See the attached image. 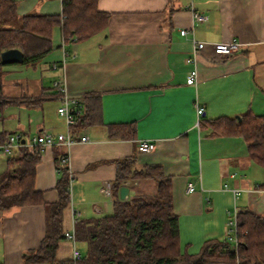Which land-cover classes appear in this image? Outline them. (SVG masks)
Returning <instances> with one entry per match:
<instances>
[{"label": "crops", "instance_id": "crops-1", "mask_svg": "<svg viewBox=\"0 0 264 264\" xmlns=\"http://www.w3.org/2000/svg\"><path fill=\"white\" fill-rule=\"evenodd\" d=\"M11 1L18 17L62 11L61 0ZM97 8L109 14L106 27L87 40L67 42L65 49L73 57L51 77H41L49 79L48 85L36 84L38 93L28 98L44 92L56 100L57 109L59 100L51 87L60 77L69 96L81 101L90 94L99 98L101 122L75 131L76 138L86 136L87 141L76 139L68 149L54 147L41 154L34 188L45 205L0 210V264H37L29 255L45 236L46 205L58 200L54 186L61 151L68 157L70 179L63 232L71 230L72 211L76 220L112 213L113 190L108 197L100 187L113 184L116 162L126 158H133V169L158 166L170 178L180 246L187 253H197L207 240H226L234 206L237 214L264 216V165L251 159L241 136L220 134L213 124L247 112L264 116V0H98ZM194 13L206 19L195 21ZM57 37L62 41L59 27L52 31V43ZM192 39L203 42V48L194 50ZM231 40L239 43L236 53H214V43ZM60 46L55 62L62 60ZM192 69L197 71L196 85L187 86ZM35 108L43 110L42 105ZM196 108L203 109L200 115ZM123 124H135L134 139L109 136L108 126ZM29 125L17 123L14 132L2 123L0 132L30 137ZM35 129L36 134L66 130L57 111L46 112ZM142 141L153 143V151L139 152ZM6 161L7 156L0 155V175ZM188 184L193 186L191 193ZM122 186L128 187L129 200L134 194L153 192L155 183L126 181ZM233 189L241 192L235 204ZM56 258L66 259L57 252Z\"/></svg>", "mask_w": 264, "mask_h": 264}, {"label": "trees", "instance_id": "trees-1", "mask_svg": "<svg viewBox=\"0 0 264 264\" xmlns=\"http://www.w3.org/2000/svg\"><path fill=\"white\" fill-rule=\"evenodd\" d=\"M97 3L98 0H61V15L18 17L13 1L0 0V53L19 49L23 53L22 64L35 65L53 50L52 31L55 27L60 28L64 41L89 39L106 27L109 18V14L98 10ZM5 66L0 62L1 115L9 107L25 104L35 108L48 99L44 92L27 99L6 96L2 85ZM51 88L59 100V92L53 85ZM81 104L82 114L72 126L74 133L101 122L97 96L90 94ZM213 124L220 134L241 136L251 159L264 165V116L247 112L239 118H218ZM108 132L110 137L134 139L135 124L108 126ZM8 135L0 132V142H4ZM41 156L34 148L20 147L7 157L6 168L0 175V210L44 204L41 193L34 188L35 167ZM62 156H65L63 151L56 161L59 162ZM132 166L133 158L116 162L111 214L75 221V237L85 246V254L74 262L71 258H56L58 245L64 240L63 220L70 204L69 172L58 165L54 186L58 200L46 205L45 236L39 248L29 255V260L37 264H264V216L251 211L237 214L236 251L226 240L212 239L204 242L197 253H187L180 246L170 178L164 176L158 166L141 169ZM126 181H153L154 191L120 200L118 191Z\"/></svg>", "mask_w": 264, "mask_h": 264}, {"label": "built area", "instance_id": "built-area-1", "mask_svg": "<svg viewBox=\"0 0 264 264\" xmlns=\"http://www.w3.org/2000/svg\"><path fill=\"white\" fill-rule=\"evenodd\" d=\"M194 20L201 22L206 18L204 15L194 13ZM186 30H181L180 34L182 36L186 35ZM67 41H64L62 38L61 41V50H62V60L59 64H52L51 69L53 71H60L63 67L65 60L69 57H73V54L68 52L65 49ZM192 44L194 50H200L203 48L204 43L196 41L192 39ZM239 43L235 40H231L228 42H218L213 44V51L218 56L228 57L231 54L236 53L239 50ZM188 62H193V58L189 59ZM197 81V71L196 69H192L189 71L186 76V85L187 86H195ZM52 85L56 88V91L59 92V105L56 109L57 114L63 119L65 125V132L63 134H51L48 132H40L34 136L25 137L20 133H13L8 135L4 142H0V155L1 156H11L15 150L20 147L34 148L38 150L39 153H44L48 149L54 147L66 148L68 149L75 141L85 142L88 140L86 136H81L76 138V134H74L72 130V126L75 123V120L82 114V104L81 100L76 97H71L66 93L65 89V81L63 78L57 77L53 80ZM202 108H196V114L200 115L202 113ZM23 141V142H22ZM155 148L154 144L147 141H142L138 145V150L141 153H149L153 151ZM58 165L64 168H69V162L67 155L62 156L58 162ZM188 192H193V186L188 184L187 186ZM112 191V185L110 183H104L100 187V192L110 197ZM240 190L233 189V200L234 204L236 199L240 195ZM72 219H71V230L63 232L64 240L68 241L71 245V259L72 261H77L82 257L80 250L77 248V240L74 233V224L76 221L77 214L75 211H72ZM231 217L227 224V235L226 241L230 244L233 250H237L238 248V239H237V210L234 206L232 212L230 213Z\"/></svg>", "mask_w": 264, "mask_h": 264}, {"label": "rangeland", "instance_id": "rangeland-1", "mask_svg": "<svg viewBox=\"0 0 264 264\" xmlns=\"http://www.w3.org/2000/svg\"><path fill=\"white\" fill-rule=\"evenodd\" d=\"M60 38L53 39V50L48 53L44 58H42L36 65L30 64H12L5 66V75L2 78L3 92L5 95L20 97L23 99H27L28 96L32 93H38L36 88V84H46L48 80L43 79L45 75L51 77L53 71L51 68H48V65L55 62L56 59L60 58V51L57 49V45L61 44ZM58 62V60H57ZM34 66V67H33ZM42 79V81H41ZM16 83V84H15ZM48 85V84H46ZM25 105V104H23ZM56 100L48 99L42 103V109L36 108H27L25 106L21 107H13L9 110H5L0 117L3 120H0V127L3 126L9 131H16V124L20 123L22 127L27 126L29 123L30 132L36 135L35 125L40 122L42 116L46 114L48 111H56ZM56 113V112H55ZM12 114V115H11ZM6 118L4 119V117ZM55 118H59L57 115ZM61 120V119H58ZM2 122V123H1ZM4 159V158H2ZM78 243V242H77ZM77 248L80 250L82 255L85 254V246L82 243L77 244ZM71 245L68 241L62 240L57 249V257L59 258H67L71 255L70 252Z\"/></svg>", "mask_w": 264, "mask_h": 264}, {"label": "water", "instance_id": "water-1", "mask_svg": "<svg viewBox=\"0 0 264 264\" xmlns=\"http://www.w3.org/2000/svg\"><path fill=\"white\" fill-rule=\"evenodd\" d=\"M23 59H24L23 53L16 48L8 49L0 53V62L2 65L22 64ZM127 194H128V187L127 186L120 187L119 189L120 200H125Z\"/></svg>", "mask_w": 264, "mask_h": 264}, {"label": "bare ground", "instance_id": "bare-ground-1", "mask_svg": "<svg viewBox=\"0 0 264 264\" xmlns=\"http://www.w3.org/2000/svg\"><path fill=\"white\" fill-rule=\"evenodd\" d=\"M70 36V35H69Z\"/></svg>", "mask_w": 264, "mask_h": 264}]
</instances>
